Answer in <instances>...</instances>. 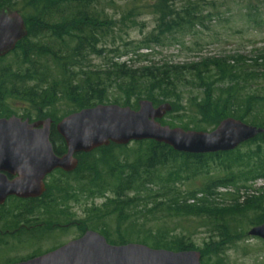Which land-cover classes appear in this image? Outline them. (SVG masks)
Returning a JSON list of instances; mask_svg holds the SVG:
<instances>
[{"label": "trees", "instance_id": "1", "mask_svg": "<svg viewBox=\"0 0 264 264\" xmlns=\"http://www.w3.org/2000/svg\"><path fill=\"white\" fill-rule=\"evenodd\" d=\"M113 3L0 0V11L19 12L28 32L0 59V118L21 114L31 122L51 119L50 140L57 155L66 152L55 130L63 118L97 105L138 110L130 97H144L154 106L171 104L172 112L165 118L173 122L160 121L171 128L207 132L234 118L264 129V94L253 89L264 81V50H256L250 60L235 55L135 66L129 60L107 58L104 66L96 67L93 59L106 57L103 46L114 31L115 20L107 13ZM205 5V0H153L150 9L157 26L140 49L150 50L168 36L204 26L211 19L204 15ZM188 85L196 95L184 104L181 87ZM115 86L127 93L124 104L108 102ZM62 103L69 110L60 116ZM132 144L131 149L110 145L78 155V168L57 193H50V203L105 198L102 206L87 211L90 226L97 220L96 230L114 246L137 242L156 250L196 251L192 237L206 229L213 239L200 250L202 264H210V256L215 264H223L218 255L245 238L239 221L248 219L252 228L264 224V182L255 186L264 181V135L232 152L205 155L178 153L153 141ZM174 220L201 223L195 229L183 226L177 234L181 224Z\"/></svg>", "mask_w": 264, "mask_h": 264}, {"label": "water", "instance_id": "2", "mask_svg": "<svg viewBox=\"0 0 264 264\" xmlns=\"http://www.w3.org/2000/svg\"><path fill=\"white\" fill-rule=\"evenodd\" d=\"M28 36L22 15L11 9L0 11V59L12 53ZM138 110L119 105H97L63 118L55 127L64 140L66 153L58 157L50 140L51 119L31 122L17 116L0 118V204L8 196L36 198L44 192L43 180L55 170L71 173L78 165L77 156L90 154L110 145L128 146L153 141L175 152L205 155L232 152L241 145L264 135V129L234 118L223 120L213 131H186L160 123L172 106H154L141 100ZM6 174L18 176L8 182ZM248 236L264 241V224L249 230ZM20 264H202L197 251L172 252L131 243L108 244L96 232H87L48 256Z\"/></svg>", "mask_w": 264, "mask_h": 264}, {"label": "rangeland", "instance_id": "3", "mask_svg": "<svg viewBox=\"0 0 264 264\" xmlns=\"http://www.w3.org/2000/svg\"><path fill=\"white\" fill-rule=\"evenodd\" d=\"M151 2L153 0H114L113 5L107 9V13L115 20L114 31L103 46L106 57L94 58V66H104L107 58L119 62L129 60L135 66L167 63L181 65L205 58L235 55L245 56L250 60L256 50H264V0H205L204 15L210 16L211 19L205 20L204 26H199L186 35L168 36L163 45H153L150 50L140 49L145 38L155 33L157 26V16L152 14L150 9ZM130 13L133 15H129ZM141 55L147 56L148 61L144 62ZM253 89L264 94V81L254 84ZM181 91L184 104L192 95H196L195 88L191 85L181 87ZM126 99L127 93L115 86L110 91L108 102L119 100L124 104ZM128 99L130 104L137 105V108L139 101L145 100L144 97L139 100L136 97ZM58 108L60 116L69 110L64 103ZM17 117L22 118L21 114ZM165 122L173 120L165 118ZM174 123L179 125L178 120ZM133 146L134 144H130L128 148ZM263 182L257 181L255 186L260 187ZM201 183L202 181L198 180L197 187ZM182 190H185L184 187ZM218 201L222 202L220 199ZM104 202L105 198L82 199L79 204L82 209L87 210L92 206L100 207ZM192 221L174 220V224H181L177 234L183 226H193L195 229L201 223L199 220ZM238 228L241 233H245V238L233 246H228L217 258H221L223 264H264V241L247 235L252 228L250 221H239ZM211 238L206 229H198L192 237L196 251L204 249L205 244L211 242ZM215 262L216 258L210 256L209 263Z\"/></svg>", "mask_w": 264, "mask_h": 264}, {"label": "flooded vegetation", "instance_id": "4", "mask_svg": "<svg viewBox=\"0 0 264 264\" xmlns=\"http://www.w3.org/2000/svg\"><path fill=\"white\" fill-rule=\"evenodd\" d=\"M76 158L78 168L79 159ZM75 171L66 173L55 170L47 175L43 180L44 192L39 197L12 195L0 204V264H20L41 259L82 239L87 232L99 233L95 228L97 220L92 219L94 228L90 226L88 209H82L75 200L50 203V193H57L64 186L63 182L71 179L67 176ZM5 176L8 182L18 179V176L6 173Z\"/></svg>", "mask_w": 264, "mask_h": 264}]
</instances>
